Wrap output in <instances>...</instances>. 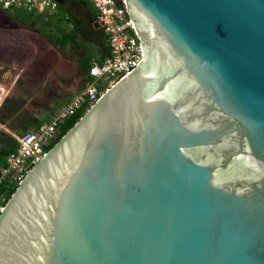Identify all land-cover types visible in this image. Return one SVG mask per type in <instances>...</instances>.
Listing matches in <instances>:
<instances>
[{"label":"water","instance_id":"95a60500","mask_svg":"<svg viewBox=\"0 0 264 264\" xmlns=\"http://www.w3.org/2000/svg\"><path fill=\"white\" fill-rule=\"evenodd\" d=\"M144 59L0 210V264H264V0H125Z\"/></svg>","mask_w":264,"mask_h":264},{"label":"rangeland","instance_id":"374dc122","mask_svg":"<svg viewBox=\"0 0 264 264\" xmlns=\"http://www.w3.org/2000/svg\"><path fill=\"white\" fill-rule=\"evenodd\" d=\"M65 1L55 11L45 12L23 7L4 11L0 5L4 14L0 13V58L7 53L12 64L5 67L1 61L6 56L0 59V79L6 85L0 106V151L11 147L21 134L35 130L39 122L47 123L82 92L93 79H88L81 65L87 68L88 56L93 62L107 50L103 35L91 21L89 9L96 13L93 5ZM15 182L6 181L11 186ZM7 198V192L0 193V210Z\"/></svg>","mask_w":264,"mask_h":264},{"label":"built area","instance_id":"2783aa9c","mask_svg":"<svg viewBox=\"0 0 264 264\" xmlns=\"http://www.w3.org/2000/svg\"><path fill=\"white\" fill-rule=\"evenodd\" d=\"M59 0H0L3 10L12 7L28 11H55ZM96 10L94 25L107 39L109 56L103 61L93 60L89 81L85 89L47 123L25 132L16 138V149L6 157V165L1 169L0 184L9 181L20 183L32 165L46 154L48 147L59 135L65 120L75 116L85 106L95 104L104 92L133 73L142 63L145 55L134 22L125 0H85ZM100 82V83H99ZM0 86V106L3 90Z\"/></svg>","mask_w":264,"mask_h":264},{"label":"trees","instance_id":"16d2710c","mask_svg":"<svg viewBox=\"0 0 264 264\" xmlns=\"http://www.w3.org/2000/svg\"><path fill=\"white\" fill-rule=\"evenodd\" d=\"M85 1V0H83ZM87 2V1H85ZM76 3V1L74 2ZM89 3V2H87ZM89 9V8H88ZM90 11V17H91V21H94L95 20V17H96V13L93 12L91 9H89ZM95 11V10H94ZM102 35H103V42H102V45L106 47V51L104 50L103 52H99L101 55H100V58L99 59H96V61L98 62H103L108 56H109V48H107L108 44H107V39L105 37V35L102 33L101 30H98ZM94 58V57H93ZM84 59V58H83ZM87 61L89 62L87 64V68L86 66H82L81 63V67L83 69V71L87 74L88 76V79H91V76H90V69H91V66H92V56H88V58H86ZM86 107V106H85ZM90 108V107H89ZM87 108V110L89 109ZM84 109V108H83ZM82 110H80L75 116L73 117H70L68 118L67 120H65L63 122V124L61 125V129L59 131V135H58V138L57 140L51 144L50 147H48V149H50L51 147H53L78 121L79 119L87 112V110L83 113ZM83 113V114H82ZM53 118V117H52ZM50 121V120H49ZM48 121V122H49ZM44 122H39V124L37 125L36 129L39 128L41 125H43ZM66 124V125H65ZM16 145H17V142L14 141L13 145L11 147H9L8 149L6 150H1L0 151V178H1V169L3 167H5L6 165V157L7 155L11 152V151H14L16 149ZM48 151V150H47ZM6 181H9V180H6ZM3 182L2 184H0V193H3V192H7L8 193V198H7V201L6 203L8 202V200L11 198V196L13 195V193L15 192V190L17 189V186H18V182H15V184H13L12 186L8 183ZM11 186V187H10ZM12 188V189H10ZM10 189V190H8ZM6 205V204H5Z\"/></svg>","mask_w":264,"mask_h":264},{"label":"crops","instance_id":"0c3cea01","mask_svg":"<svg viewBox=\"0 0 264 264\" xmlns=\"http://www.w3.org/2000/svg\"><path fill=\"white\" fill-rule=\"evenodd\" d=\"M78 2H79V1H78ZM64 4H66V1H65V0H59V1H58V6H59V5H64ZM57 8H58V7H57ZM1 9H2V7H1ZM2 10H3V9H2ZM4 11H6V10H4ZM33 12H34V10H33ZM0 13H2V12H0ZM2 14H3V13H2ZM3 15H4V14H3ZM2 21H3L2 23L5 24V22H4L5 19H3ZM2 33H5V32H2ZM109 54H110V51H109ZM3 56H6V57L4 58L5 60H4V59L2 60L4 63L1 61V65L5 66V67H8V68H12V67H11L12 64H11L10 56H8V59H7V53H5L4 55L1 56L0 59H2ZM7 64H8V66H7ZM1 65H0V66H1ZM4 70H5L6 72H8V71H7V70H8L7 68H4ZM9 72H12V71L9 70ZM0 86L6 88V85L3 84V83L1 82V79H0Z\"/></svg>","mask_w":264,"mask_h":264},{"label":"clouds","instance_id":"9594fccd","mask_svg":"<svg viewBox=\"0 0 264 264\" xmlns=\"http://www.w3.org/2000/svg\"><path fill=\"white\" fill-rule=\"evenodd\" d=\"M9 10V9H8ZM91 70V69H90Z\"/></svg>","mask_w":264,"mask_h":264}]
</instances>
